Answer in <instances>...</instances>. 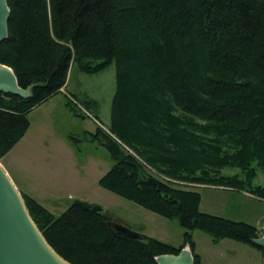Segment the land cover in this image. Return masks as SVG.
Returning <instances> with one entry per match:
<instances>
[{
  "label": "trees",
  "instance_id": "obj_1",
  "mask_svg": "<svg viewBox=\"0 0 264 264\" xmlns=\"http://www.w3.org/2000/svg\"><path fill=\"white\" fill-rule=\"evenodd\" d=\"M8 37L0 63L11 67L27 98L0 91V159L30 126L29 113L61 92L72 67L95 74L116 65L111 133L93 134L115 161L103 188L184 229L173 246L131 238L104 210L73 202L55 215L25 199L51 246L72 264H157L189 246L195 230L214 242L254 243L259 229L203 212L202 195L170 179L231 187L264 199V0H8ZM70 110L80 115L73 104ZM91 111L94 100H78ZM95 114V113H94ZM97 116V115H95ZM236 167L244 176L225 175Z\"/></svg>",
  "mask_w": 264,
  "mask_h": 264
},
{
  "label": "rangeland",
  "instance_id": "obj_2",
  "mask_svg": "<svg viewBox=\"0 0 264 264\" xmlns=\"http://www.w3.org/2000/svg\"><path fill=\"white\" fill-rule=\"evenodd\" d=\"M67 85V94L57 95L32 109L28 115L30 126L17 143L19 145L13 153L8 152L0 159L18 187L28 210L26 194L37 199L55 215H60L73 202L82 200L101 206L113 220L141 234L180 246L185 231L176 220L147 210L99 184V180L111 170L115 161L110 152L93 139L95 133H91L100 128L118 141L110 131L112 105L117 88L115 63L95 74L82 72L75 64L70 71ZM71 97L81 101L94 100L95 108L91 111L78 100H74L73 104L80 115L75 114L67 105ZM118 143L128 152H132L121 142ZM147 168L148 173L165 178L182 188L200 192L202 188L209 186L170 179L151 166ZM222 173L229 176L240 175L242 178L244 176L242 170L236 167L223 168ZM254 183H264V171L259 168ZM258 208L256 206V210ZM29 213L36 223L30 210ZM259 222L261 237L264 235V217ZM36 225L44 235L37 223ZM195 231L202 233L196 239ZM195 231L193 238L201 246L200 253L196 250L197 246L195 247V252L201 259L200 264H217L215 260L220 264H264V250L235 240L222 243V239L214 242L206 232ZM205 237L210 242L207 243ZM249 247H253L255 251L247 250Z\"/></svg>",
  "mask_w": 264,
  "mask_h": 264
},
{
  "label": "water",
  "instance_id": "obj_3",
  "mask_svg": "<svg viewBox=\"0 0 264 264\" xmlns=\"http://www.w3.org/2000/svg\"><path fill=\"white\" fill-rule=\"evenodd\" d=\"M10 15L8 0H0V45L8 37ZM0 91L27 98L30 96L31 87H21L13 69L0 63ZM5 172L4 175L0 170V264H72L62 257L41 233L13 179L7 170ZM11 185L15 189L14 193L20 195L23 204L19 205L11 191ZM75 202L84 209L103 210L101 206L86 201ZM110 224L131 238L141 236V233L121 223ZM253 241L264 250V235ZM156 262L195 264L189 247L183 248L178 254L159 255Z\"/></svg>",
  "mask_w": 264,
  "mask_h": 264
},
{
  "label": "crops",
  "instance_id": "obj_4",
  "mask_svg": "<svg viewBox=\"0 0 264 264\" xmlns=\"http://www.w3.org/2000/svg\"><path fill=\"white\" fill-rule=\"evenodd\" d=\"M67 87L68 85H66L61 90L60 93L54 95L50 99L54 98L57 95L67 94ZM95 126L98 127L96 123ZM97 130L95 132H92L91 134L96 133ZM18 145L19 144H16V146L9 152V154L13 153ZM200 192L202 194L200 208L203 212L224 216L227 218H231L233 220L249 222L255 225L257 228L260 227L259 221L264 217V199L258 198L253 194L245 191H240L234 188L217 187V186H207L205 188H202ZM256 206H259L257 210H256ZM199 232L200 231L194 232L195 239L197 236H201L199 234L202 233ZM205 240L207 243L210 242V240L207 237H205ZM229 240L231 239H224L222 240V243ZM196 246H197L196 248L197 252L200 253L199 248L201 246H198L197 242H196ZM240 246H245V245H240ZM247 250H254V248L249 247ZM214 262L220 264L216 260Z\"/></svg>",
  "mask_w": 264,
  "mask_h": 264
},
{
  "label": "bare ground",
  "instance_id": "obj_5",
  "mask_svg": "<svg viewBox=\"0 0 264 264\" xmlns=\"http://www.w3.org/2000/svg\"><path fill=\"white\" fill-rule=\"evenodd\" d=\"M3 165L1 164V162H0V170L2 171V173L5 175V168H4V166L2 167ZM14 185L16 186V184L14 183ZM11 191H12V193H13V195L15 196V198L18 200V203H19V205H21V204H23V202H22V199H21V197H19L20 195H17V194H15L14 193V191H15V189H14V187H12V185H11ZM16 188H18L17 186H16ZM18 190V189H17ZM18 192V191H17ZM19 194V193H18ZM17 195V196H16Z\"/></svg>",
  "mask_w": 264,
  "mask_h": 264
}]
</instances>
